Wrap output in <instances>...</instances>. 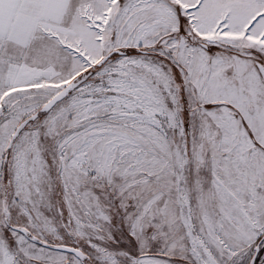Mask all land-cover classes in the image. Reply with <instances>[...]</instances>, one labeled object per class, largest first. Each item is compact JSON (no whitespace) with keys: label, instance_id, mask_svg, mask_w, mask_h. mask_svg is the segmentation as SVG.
Listing matches in <instances>:
<instances>
[{"label":"snow or ice","instance_id":"obj_1","mask_svg":"<svg viewBox=\"0 0 264 264\" xmlns=\"http://www.w3.org/2000/svg\"><path fill=\"white\" fill-rule=\"evenodd\" d=\"M0 264H264V0H0Z\"/></svg>","mask_w":264,"mask_h":264}]
</instances>
